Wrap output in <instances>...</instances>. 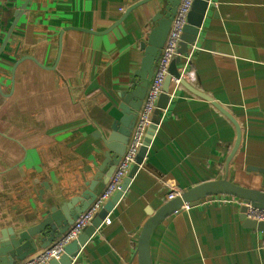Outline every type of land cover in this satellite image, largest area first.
I'll return each instance as SVG.
<instances>
[{"label": "crops", "instance_id": "1", "mask_svg": "<svg viewBox=\"0 0 264 264\" xmlns=\"http://www.w3.org/2000/svg\"><path fill=\"white\" fill-rule=\"evenodd\" d=\"M24 1L0 0V45ZM138 1L29 0L17 19L0 51V231L37 224L92 179L159 10L150 0L122 18ZM208 2L144 160L71 264H137L142 225L172 188L264 191V0ZM241 205L209 196L166 217L152 264H264V232Z\"/></svg>", "mask_w": 264, "mask_h": 264}, {"label": "water", "instance_id": "2", "mask_svg": "<svg viewBox=\"0 0 264 264\" xmlns=\"http://www.w3.org/2000/svg\"><path fill=\"white\" fill-rule=\"evenodd\" d=\"M147 1L150 0H141L130 6L122 18L132 9ZM179 1L160 0L159 10L152 18L155 25L148 33L145 42L141 44L143 57L139 69L134 72L128 90L123 93L124 101L120 104L121 116L112 122L103 137V158L92 179L85 181V188L78 195L71 196L68 200L63 201L59 205L52 206L49 210L45 211L44 216L37 224L17 232L12 230L11 227L3 228L0 231V264H16L17 260L21 261L25 259L28 256V252L33 253L38 247H47L53 239L65 233L68 227L73 224L102 192L125 152L142 100L152 78L156 62L166 40ZM28 2L29 0H25L15 10L14 20L0 45V51L4 47L17 19L26 8ZM208 3V0H193L186 23L182 29L177 55L168 66V74L163 81L162 91L158 96L150 124L145 132L135 162L130 166L120 189L105 202L103 207L92 218L90 224L81 231L77 238L65 246L63 254L58 259L50 260L47 264H71V259L78 254L80 248L95 230L99 228L102 220L112 210L127 188L131 178L146 156L148 147L160 121V115L167 107L169 102V87L172 79H178L179 83L184 82L178 69V63L180 62L181 55L188 54L189 46L193 45L196 40ZM43 186L46 187L45 184ZM38 193L42 194V191ZM216 195L231 196L240 200L242 205L239 218L243 225L264 232L263 221H256L246 217L248 205L264 210V191L246 188L226 179L204 181L183 191L179 196L165 201L154 212H148V217L143 223L137 237V264H152L150 238L154 229L166 217L180 212L185 206H195L202 199ZM39 236L43 238L40 239Z\"/></svg>", "mask_w": 264, "mask_h": 264}, {"label": "built area", "instance_id": "3", "mask_svg": "<svg viewBox=\"0 0 264 264\" xmlns=\"http://www.w3.org/2000/svg\"><path fill=\"white\" fill-rule=\"evenodd\" d=\"M193 0H180L173 16L166 40L156 62L152 78L138 112L136 123L132 130L131 137L127 143L124 154L118 162L114 172L110 176L102 192L96 197L93 203L73 222L72 225L47 247L35 251L25 259L16 264H47L52 259H58L64 252L65 246L77 238L81 231L90 224L95 214L103 207L105 202L120 189L121 183L126 177L130 166L135 162L138 150L142 144L145 132L150 124L156 102L162 91L163 81L168 74V66L171 60L177 55V48L180 42L183 26L186 23ZM180 69V68H179ZM183 75V69H180ZM179 83L178 79H172ZM182 192L178 189H170L165 195V200H171ZM225 197V196H224ZM246 217L256 221L264 222V210L247 206ZM110 223L106 216L101 224Z\"/></svg>", "mask_w": 264, "mask_h": 264}, {"label": "rangeland", "instance_id": "4", "mask_svg": "<svg viewBox=\"0 0 264 264\" xmlns=\"http://www.w3.org/2000/svg\"><path fill=\"white\" fill-rule=\"evenodd\" d=\"M182 192V191H181ZM224 197V196H223Z\"/></svg>", "mask_w": 264, "mask_h": 264}]
</instances>
